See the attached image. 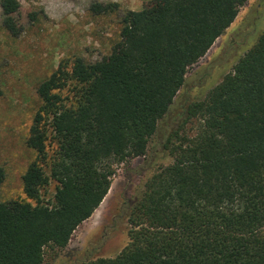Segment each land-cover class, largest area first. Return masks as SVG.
Listing matches in <instances>:
<instances>
[{"label": "trees", "instance_id": "1", "mask_svg": "<svg viewBox=\"0 0 264 264\" xmlns=\"http://www.w3.org/2000/svg\"><path fill=\"white\" fill-rule=\"evenodd\" d=\"M246 1L153 0L122 12L90 4L118 15L119 40L99 60L61 59L38 83L25 197L0 199V264H43L47 248L66 247L107 194L114 165L145 155L187 70ZM18 7L0 0L4 17ZM186 116L199 125L165 139L171 162L131 205L126 245L82 264H264V31ZM4 177L0 167V186Z\"/></svg>", "mask_w": 264, "mask_h": 264}, {"label": "rangeland", "instance_id": "2", "mask_svg": "<svg viewBox=\"0 0 264 264\" xmlns=\"http://www.w3.org/2000/svg\"><path fill=\"white\" fill-rule=\"evenodd\" d=\"M153 0H18L15 13L4 17L0 8V167L5 177L1 201L24 199L21 176L34 159L26 145L33 115L40 100L36 87L64 58L81 56L88 61L107 56L119 40V17L95 15L92 2H117L119 11L140 10ZM264 31V0H247L229 27L205 55L185 74L156 132L149 138L145 155L114 165L109 190L92 215L73 232L62 249L45 251L43 264H82L98 257L115 256L128 242L127 215L140 197L146 180L171 162L163 144L176 128L187 134L199 125L188 119V104L205 98L235 62ZM48 151L53 144L47 141ZM48 172V167L43 166ZM50 182L44 200L52 198ZM264 233V228L262 229Z\"/></svg>", "mask_w": 264, "mask_h": 264}]
</instances>
